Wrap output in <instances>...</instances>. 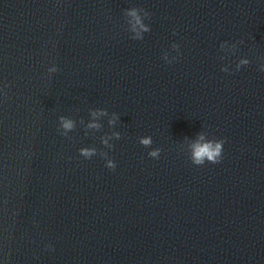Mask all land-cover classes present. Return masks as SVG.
Instances as JSON below:
<instances>
[{
	"label": "water",
	"instance_id": "1",
	"mask_svg": "<svg viewBox=\"0 0 264 264\" xmlns=\"http://www.w3.org/2000/svg\"><path fill=\"white\" fill-rule=\"evenodd\" d=\"M0 264H264V0H0Z\"/></svg>",
	"mask_w": 264,
	"mask_h": 264
},
{
	"label": "clouds",
	"instance_id": "2",
	"mask_svg": "<svg viewBox=\"0 0 264 264\" xmlns=\"http://www.w3.org/2000/svg\"><path fill=\"white\" fill-rule=\"evenodd\" d=\"M133 15H135V13H133ZM137 22L139 23V19H137ZM143 27V26H142ZM71 122H65L64 127L66 128H70ZM151 141L149 139H145L142 141L143 144L148 145ZM224 145V141H220L218 143H204V144H200L197 143L196 145H194V161L197 164H203L204 159L207 158L209 161H211L212 163H219L220 160L222 159V147ZM84 155H90V153L88 152V150H84ZM152 156H157L158 155V151H154L151 153ZM109 167H114L113 165H111V163L109 164Z\"/></svg>",
	"mask_w": 264,
	"mask_h": 264
}]
</instances>
